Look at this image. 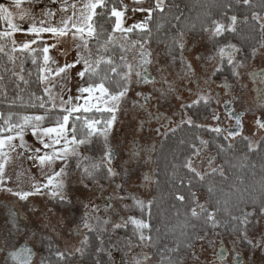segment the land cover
Here are the masks:
<instances>
[{"label": "snow or ice", "instance_id": "obj_1", "mask_svg": "<svg viewBox=\"0 0 264 264\" xmlns=\"http://www.w3.org/2000/svg\"><path fill=\"white\" fill-rule=\"evenodd\" d=\"M27 2L31 4L33 0H10L6 6L0 3V21L7 22V28L0 31V56L7 57L8 63L12 65L9 68L7 65L0 63V70L3 73H11V77L16 78L17 96L13 100L22 101V106L39 108L43 110V114H19L15 112H8L5 116L0 113V191L10 193L19 201H27L31 196L40 194L42 191L53 198L57 199L65 206H71L72 201L67 196L66 180L68 178V160L70 157L77 158V168L81 167V161L90 160L89 156L82 155L81 148L90 146L93 142H98L103 149V155L99 160L90 163L83 167L81 172V182L85 179H94L95 172L101 168H107L106 179L111 180L112 177L120 173L112 166L113 160L116 158V151L110 144V134L118 119V113L122 110L126 102H129V93L132 91L133 76H135V85H155L156 79L149 72V66L153 63L151 56L152 52L149 50V37L151 36L150 24L154 15L157 13H164L166 0H154V3L148 7H143L145 0H133L136 5L130 10L133 13H145L144 18L136 21L131 25L126 24V13L129 11V6L124 4L123 0H77L71 2L70 0H60V8L58 9L60 18L58 21H53L52 17L55 15L51 8L45 9L41 14V19L37 20L32 14L30 8H23L22 5ZM53 3L56 0H52ZM78 3L81 5L78 7ZM247 3V0H245ZM14 8L15 13L10 10ZM71 12V14H69ZM255 15V14H254ZM14 16L22 22H27L26 26L14 23ZM107 17V23L111 25V30H107L103 23L99 21ZM178 20L179 17H176ZM228 23L223 20H211L210 23L203 25V31L209 37V42L217 41V38H223L226 32L235 33L237 17L229 16ZM157 29L164 26V23H157ZM195 25L186 26L187 30H191ZM133 32L147 33L148 35L142 40H133L129 42V34ZM23 33L31 35L33 39L26 40L21 44H17L13 39L14 34ZM44 34L50 36L57 41V43L49 44L43 39ZM71 37L75 44L76 57L72 62H65L62 65L58 64L56 59L50 55V51L58 47L61 38ZM94 41L95 53L93 47H90L91 42ZM173 42L180 48L181 53L185 48L184 32L179 33L178 38H173ZM35 45V47H33ZM119 47L121 53H126L132 49H136L137 55L134 57V62H129L127 56L122 54L119 57V63L108 55ZM241 49L228 41L223 44H217L214 52L207 57L209 61L217 59L219 63L213 70V77L223 71L225 62L228 66L233 67V75L238 73L235 71L234 61L236 54ZM19 53L20 55H16ZM27 53V57L24 54ZM60 55H67V50L60 53ZM31 58L32 64L36 67L37 82L42 86V95L36 93L30 94V102H23L19 92L20 83L29 84V80L24 76V63L27 58ZM200 59L199 56L196 57ZM185 57L181 55V62H184ZM17 61H19L20 71H15ZM75 69V75L79 78V84L76 88L77 94L75 96L69 95L64 99L62 92L68 80H70L71 72ZM192 72L191 64L187 65L186 75ZM32 75L31 72L28 73ZM9 77V79H11ZM59 77L64 81L60 85L61 92L54 93L50 85H54L55 78ZM4 75L0 74V94L7 96L5 91L6 85L3 83ZM167 84V81H164ZM217 87L225 89V95L230 96L231 85L224 80ZM160 93L161 97H166L168 93H174L175 88L168 84L167 91L162 89H153ZM191 93V90H188ZM137 99L132 100V106L145 111L148 115L147 122L150 123L153 119L159 122L162 119L171 123V119L164 113L148 112V105L153 99L152 93L144 91H136ZM46 97V98H45ZM176 99L181 101V109L178 110L177 115H181L179 124L175 127L167 128L162 134L167 135L169 132L176 133L182 126L187 125L189 128H206L210 133H215L217 136L222 133H227L224 136L226 141L235 139L237 136H242L244 112L236 113L235 105L230 98L222 105L226 110V114L231 119L235 120L232 127L224 128L220 125L221 119L218 113L212 117L215 122L212 125L194 124L192 117L188 114L189 111L197 108L201 103L207 105L210 102V97L203 93H197L196 99L190 102H184L182 97L176 96ZM238 99V98H237ZM264 102V98H262ZM232 105L231 110L228 106ZM234 113H236L234 115ZM145 120L139 121V129L142 130ZM254 124L257 129L264 130V118L256 117ZM160 133V128L155 129ZM30 132L32 136L36 137L40 147H33L26 140V133ZM248 139L247 136H243ZM198 143H190L188 145L190 154L184 157L182 167L191 173L198 180L203 181L207 173H201L197 170L195 160L201 154V147L207 149L209 141L199 136L196 137ZM184 141L181 140V144ZM134 156H138L140 152V145L137 141L132 144ZM216 147L221 151H225V146L216 144ZM228 148L233 147L231 143L227 144ZM155 146L148 148L147 151H154ZM249 150H253L251 145ZM12 153H15V159L18 161L30 160L35 164L41 175L44 178L43 183L37 181L25 190L23 188L5 187L8 180L11 178L6 175V167L13 160ZM215 157L210 156L208 163L211 166L214 163ZM148 162L151 161L149 156ZM60 163L58 170L54 167ZM181 165H173L174 169H178ZM47 169V171H45ZM215 172L216 169L212 168ZM128 175L125 170V176ZM171 177L174 179L176 172H172ZM19 176V174H18ZM152 180L150 173H143L144 184ZM188 186L191 187V179H188ZM94 183L98 182L94 180ZM180 183H184L182 179ZM87 187V185H84ZM121 184L116 185V189H120ZM99 190V186L97 187ZM207 191L211 194L214 189L209 185ZM193 206L189 209L193 217H198L203 213H207V220L213 228L218 226L216 221V212L218 209L209 210L204 203H200L195 193ZM119 199H131V205H124L126 210H138L140 215H129L125 219L121 217L120 223H115L113 229L128 228L131 226L132 236L138 237L140 244L144 242H151L152 236V207L155 198H140L136 195L130 197H118ZM175 199L184 202L185 196L177 192ZM219 203V201L217 202ZM227 203V202H225ZM85 205V214L82 218V227L88 231L93 230L91 220L99 221L100 217L93 216L92 213L97 211L96 208L87 210ZM262 216H264V208L261 209ZM255 215V212H244L240 217H232L233 220H239L245 226L241 232L244 238L243 242L248 243L252 247H259L260 240L253 242L248 239L247 225L251 223L249 217ZM8 223L11 225L7 229L9 237H19L23 235V229L20 227L18 214L12 210L8 212ZM104 224H108L109 220H104ZM259 221H257V224ZM76 235L80 234V226L73 229ZM129 246L134 247L131 239L128 240ZM7 243V240H5ZM89 244V236L84 234L83 239L79 241V246H74L70 250H61L58 247H53V242L48 241L47 252L49 256L41 257L40 264H79L76 260L77 255L83 257L85 250ZM98 251H100L98 249ZM4 252V264H32L33 250L28 245L27 241L17 246H12L7 249H0ZM52 257L55 258L54 262ZM143 260L149 259L147 253H141ZM219 259H225L218 254ZM135 264H141V260H136ZM235 264V257H234Z\"/></svg>", "mask_w": 264, "mask_h": 264}, {"label": "rangeland", "instance_id": "obj_2", "mask_svg": "<svg viewBox=\"0 0 264 264\" xmlns=\"http://www.w3.org/2000/svg\"><path fill=\"white\" fill-rule=\"evenodd\" d=\"M151 4V0H149L147 2V6ZM144 15L146 14L136 13L134 14V17L126 19V24L131 25L136 21H140L144 18ZM246 19L247 18H242L238 20V22H244ZM251 19L260 24V32H263L264 35V14L262 15V17L253 14L251 15ZM130 41H133V38L129 36V42ZM231 42L235 44L233 41ZM60 43L62 47L61 50H59V54L57 55V57H55L56 55L54 54V52L51 53V51L50 55H52L60 65L65 62H72L76 57V41H74L70 37L69 39ZM184 43L185 48L182 53L180 50L178 55H175L170 51H165L164 46L148 45L149 50L152 52L151 59L153 61V63L149 66V72L156 79L155 85L137 86L135 85V76H133L132 91L129 93L128 98L129 102H126L122 110L118 113L117 122L114 125L109 138L111 146L116 151H118L119 154L116 166L120 170L119 172L121 175L112 177L111 180L106 179L105 182L97 181L98 185L97 183H94V179H90L89 183V179H85L83 182H81V172L83 171V167L87 166L90 163L97 162L100 156L103 155L102 147L98 142L94 141L92 145L84 146L81 148L82 155L89 156L91 159L81 161L80 168H77L76 157H70L67 162L69 175L66 180V188L67 196L72 201L71 206H65L61 204L57 199L51 198L45 191H42L40 194L31 196L27 201H19L10 193L0 191V215L2 216L3 214H5L4 210L6 211V214H8V209L11 208L18 214L19 220L24 223L26 227L25 237H27L28 242L30 243L32 248L36 250V256L32 261V264H40L41 257L49 256V254L45 252L46 250L44 251V253L39 250V248L43 249V245H41L44 242L43 240L53 241V247H58L61 250H70L74 246H79V241L83 239L84 234H94L99 240L98 249L100 251H98L97 249V252L91 264H135L136 260H141V264H150L152 262L151 259L143 260V258L141 257V253H149L154 255L155 253L152 247L147 245L146 242L140 244L138 238L131 241L132 244L136 246L130 247L128 242L129 239H126L125 237L120 235L121 232L119 231L123 228L115 230L113 229V225L116 223V219L115 217H112L111 214H106L107 209L105 208V202L102 197L104 195H108L110 197V204H112V206L114 207L116 206V203L121 202V199H119L118 197H130L131 195H139L140 198L151 199L153 195L152 182L146 183V185L143 186L144 192L141 193L139 190L142 187V183L140 182L139 176L137 174H130L128 172L129 167H132L131 165H133V162L131 160V152L133 149L132 144L135 140L140 142L141 147H143L144 145L150 146L151 143H154V145H156L157 140L162 136V133L167 128L162 129L160 135L156 136L157 133L155 131V128L157 127V124L152 123V125H149L147 122V113L138 108H134L131 101L137 99V97L135 96L136 91H144L152 93L153 95V99L148 105V112L154 113L155 107L158 108L157 112H169L172 109H179L180 111H183L181 109V101L176 99V96L179 95L180 97H182L184 102H190L194 98L188 97V95L181 90V87L188 84V88H192L193 77L198 80L199 87L209 84V80L211 79L213 70L216 68L214 61H209L207 59V57L212 54L210 50L211 42H209V37L205 34V32L196 39H191L184 35ZM90 47H93V53H95V47L92 45H90ZM65 50H67V55H60V53ZM261 52H264V47L260 51L255 50L252 54L253 56L251 62L246 61L245 66H248L250 64L252 65L255 62H257L258 66H261L263 64V60L259 58L262 56ZM122 54L127 56L129 62H134V57L137 55L136 49H132L126 53H121L118 46L113 52L108 53V55L113 56L117 63L120 62L119 57ZM181 55L185 57L184 62H181ZM197 56H199L200 59H197ZM188 64H191L192 72L186 75ZM245 70H239V73L244 74ZM15 71H20L19 61H17ZM75 71V69L72 70V78L67 81L66 86L63 89L62 95L64 99H67L69 95L75 96L77 94L76 88L79 84V78L76 77ZM165 80L167 81V84L164 82ZM55 81L56 82L54 83V85H50V87H52V91L54 93L61 92L60 85L64 83V81L59 77L55 78ZM168 84H171L175 88V92L168 93L166 97H161L159 92L153 91V89H162L167 91ZM212 117L213 116H208L207 118L203 119L200 124H214V122L212 121ZM141 120H145L146 122L143 129L138 130L139 121ZM175 126L176 124L171 127ZM261 134L262 132H259L257 135H252V133L250 132L247 135V137L251 140L250 144L252 149H256V145ZM25 138L29 144L33 145V147H40L43 150L42 145L38 144L36 137L32 136L30 132L26 133ZM200 147L202 151L200 156L196 158L194 165L197 170L201 173L208 174L212 172V168H215L216 172L222 174V168L218 164L215 152L211 151L209 147H207L206 150H204L202 145H200ZM15 155V153H12L13 160L6 167V175L11 179L8 180V183L5 185V187H12L14 189L23 188L27 190L32 183H35L37 181L41 183L45 182L38 167L33 164L32 161H18L15 159ZM210 156L215 157L214 163L211 166H209L208 163ZM136 162L138 161H135L134 163ZM152 163L153 162L151 161L148 162L147 160H144V162H141V165L142 167L150 168L152 170V167L154 166L152 165ZM54 167L56 168V170H58L60 167V163L58 162ZM98 170H100V168ZM125 170H127L128 172L127 176H125ZM45 171H47V169ZM120 179L122 180V183H120ZM85 184L87 185V187L84 186ZM117 184H121L122 187L120 189H116ZM98 186V191L101 192V195H99V193L94 190ZM195 195L198 197L199 202L204 203L206 207V195L201 191L196 192ZM122 201L123 204L126 203L127 205H131L130 202H125V199H123ZM85 205L88 206V211L96 208L97 211L93 212L92 215L100 217L99 221H96L94 219L90 221V223L93 225L92 231H88L87 229H84L82 227V218L84 217L86 211ZM6 208L8 209L6 210ZM244 212L253 211L245 210ZM244 212H242L237 217L242 216ZM127 213L128 210L125 209L124 214L126 215ZM1 216L0 244L3 247H6L8 246V240L10 239L5 238L7 237L6 225H8V223L6 222V219ZM104 220H109V223L104 224ZM77 226H80L79 235H76L73 232L74 227L76 228ZM215 228L211 227L212 230L198 235L192 241H190L187 246L189 247L187 251L188 257L187 260H185V263L183 262L184 264H195V262H197L198 264H203V261L209 259L208 254L213 252L217 241L220 238L219 236H223L221 235V233L214 232V230H216ZM257 234L258 229L253 232L251 237H256ZM5 239H7V243H5ZM17 243L18 240L15 242V244ZM9 244L12 245L11 243ZM45 247L47 249V245ZM166 253H175L176 257L179 256L178 250H176V248H168L166 250ZM76 260L79 261V264H90L84 262L83 257H80L79 255H77ZM0 264H4L2 257H0Z\"/></svg>", "mask_w": 264, "mask_h": 264}, {"label": "trees", "instance_id": "obj_3", "mask_svg": "<svg viewBox=\"0 0 264 264\" xmlns=\"http://www.w3.org/2000/svg\"><path fill=\"white\" fill-rule=\"evenodd\" d=\"M249 3V4H247ZM167 0L164 13L154 15L150 24L151 36L149 37L152 46H164L165 51L178 54L180 48L173 42V38H178L181 31L191 39L200 37L203 25L211 20H223L228 23L229 16L237 17L235 33L226 32L223 38H217L212 42V46L222 41H233L242 51L251 52L258 48L261 40L260 24L251 19L255 14L262 17L264 14V0ZM176 17H179L177 20ZM242 18H247L244 22H238ZM107 17L100 20L107 30H111V25L106 22ZM164 23V26L157 29V23ZM195 25L190 31L186 26ZM147 33L133 32L129 34L133 40H142ZM94 41L90 45L94 46ZM27 57V54H24ZM0 63L12 67L8 63L7 57L0 56ZM32 75L29 76L28 73ZM3 83L6 85L7 96L0 94V113L5 116L8 112L23 114H43L39 108L22 106L21 100H13L17 96L16 78L11 77V73H3ZM24 76L29 80V84L20 83L19 92L23 102H30V94L42 95V86L37 82L36 67L32 64L31 58H27L24 63ZM231 75V74H230ZM11 77V79H9ZM214 105L201 103L197 108L189 111L194 124L207 118L213 110ZM2 123V121H0ZM205 137L209 141V149L216 153L217 161L222 168V174L210 172L205 175L204 180H198L191 173L182 167L184 157L190 154L188 145L198 143L196 137ZM181 140L184 141L181 144ZM225 146V151L221 152L216 144ZM227 142L221 137L206 131L202 128L187 125L182 126L176 133L169 132L164 136L156 148L153 159L154 167V198L152 207V240L151 243L167 248L184 250L190 241L196 236L212 230L211 224L207 220V213L198 217H193L189 209L193 206V195L198 191L203 192L207 199L209 210L218 209L216 212L217 230L224 235L234 237L241 236L243 225L232 217L239 216L245 210L260 212L264 208V136L260 139L256 149L249 150V142L243 139L233 143V147L228 148ZM181 165L174 169L173 165ZM176 172L173 179L172 172ZM107 168L102 167L95 173L94 180L105 182ZM184 183H180L181 180ZM188 179H191V187L188 186ZM213 186V193H209L207 188ZM180 192L185 196L184 202L175 199V193ZM219 201V203H217ZM227 202V203H225ZM132 237V234H128ZM89 244L85 250L83 260L92 263L98 249L99 240L94 234H89ZM43 250H46L47 240H43ZM48 253V252H47ZM49 254V253H48ZM53 258V259H52ZM54 262V257H52ZM161 264H177L175 260L164 261Z\"/></svg>", "mask_w": 264, "mask_h": 264}, {"label": "flooded vegetation", "instance_id": "obj_4", "mask_svg": "<svg viewBox=\"0 0 264 264\" xmlns=\"http://www.w3.org/2000/svg\"><path fill=\"white\" fill-rule=\"evenodd\" d=\"M261 33H262L261 34V40H260L261 45L258 48L254 49L253 51L245 52V51H242V49L238 46L241 49V51L236 54L235 61H234V66L239 65L238 67H235V71L237 70L238 75H236V76L233 75V67L228 66L227 63L225 62L224 67H223V71L217 73L214 77H213V75H211V79L209 80L210 82L208 81L209 84H207L206 86H200L199 87L198 80L195 77H193L192 88H188V86H187L188 84L186 86L181 87V90L184 93H186L188 95V97H190V98L193 97L194 99H196L197 93H203L205 96H209L210 97L209 103H212L214 105L212 113L209 115V117L213 116L215 113H218L221 117L219 123L224 128L232 127L235 123V120L228 117L226 114L225 108L222 107V105L224 104V102L226 100H229L230 98L232 99V101L235 105L236 113H241V112L245 113L242 117V121H243L242 136H237L235 139H231V140L226 141L224 139V136H226L227 133H222L219 136H217L215 133H212L217 137H221L228 144L229 143L233 144L237 140L243 139V140H246L249 142V147H250V145H251L250 141L251 140L249 138L244 139L243 136H247L250 132L252 133V135H257L259 132H262L261 136L259 137L258 142L264 136V130L257 129L255 124H254V120L256 119V117L259 116L261 118H264V102H262V98H264V52H261L262 56L259 57L263 60V64L261 66H258L257 62L253 63L252 65L250 64L248 66H245L246 61L251 62V59L253 56L252 54L254 53V51L255 50L260 51L264 47V35H263V32H261ZM228 41L229 40L222 41L218 44H223V43H226ZM216 45L212 46V42H211L210 50L212 53L214 52ZM175 55H178V54H175ZM213 61L217 67V65L219 63L218 58L214 59ZM242 63H243V65H242ZM242 68L244 70L246 68V70L244 71L245 72L244 74L239 73V70L243 71ZM224 80H226L231 85L230 96L225 95V89L224 88L217 87V85L221 84ZM188 90H191V93ZM231 107H232V105L230 104L228 106V110H231ZM157 110H158V108L155 107L153 114L158 113ZM178 110L179 109H175V110L172 109L169 112H166V111L165 112H163V111L159 112V113H164L167 117H169L171 119V123H169L165 119H162L158 124L157 121L155 119H153L148 124L149 125H152V123L157 124V127L155 129L160 128V132L162 129L174 126V124L177 125V124H179V121L182 118L181 115L176 114ZM236 113H234V115ZM201 121L202 120H200L196 124H200ZM212 121H213V119H212ZM202 129L206 130V128H202ZM159 135H160V133H157L156 136H159ZM164 136L165 135L162 134V136L157 140L156 145H154V143H151L150 146L144 145L143 147H141L140 142L137 141L140 145V152H139L138 156L133 155V152L135 150L132 149L131 160L133 162L132 163L133 165H131L132 167H129L128 172L130 174H137L139 176L140 182L142 184H144L143 173L147 172V173H150L152 176V180L147 182V183L152 182V187L154 185V180H155L154 176L155 175H154L153 167H152V170L150 168L142 167L141 162L142 161L144 162V160L146 161L149 156L151 157V162H153L155 152H156V148L158 147L159 142L161 141V139ZM201 138L206 139L205 137H201ZM258 142H257V144H258ZM153 145L155 146V150L150 151V152L147 151V149L151 148ZM256 147H257V145H256ZM118 155H119L118 151H116V158L113 160L112 166L114 168H116L117 171L119 172L120 170L116 166ZM215 156H216V153H215ZM216 159H217V157H216ZM135 161H138V162L134 163ZM152 165H153V163H152ZM122 171H123V169H122ZM119 175H121V174H119ZM120 181H121L120 183H122L121 179H120ZM89 182H90V179L88 180V183ZM94 190L96 192H98L99 195H101V192L98 191L97 188H95ZM139 191L141 193L144 192L143 186L141 187V189ZM152 193H153V195L151 198H154L153 188H152ZM138 197H140V196L138 195ZM102 199L104 200L105 208L107 209L106 214H108V215L111 214L112 217H115L116 223L121 222V219H120L121 217H124L126 219L127 216H129V215H134V216L140 215L138 210H128V213L125 215L124 214V210H125L124 205L126 203L123 204L122 200H120L121 202L116 203V206L114 207V206H112V204H110V197L108 195H104L102 197ZM129 199H125V202L127 201V202H130L132 204V200L131 199L129 200ZM7 209L8 208H6V210ZM8 210H12V209L9 208ZM253 212H255V211H253ZM4 213L5 214H3L2 216H3V218L6 219V222L8 223L9 216H8V214H6L5 210H4ZM260 213H261V211L258 213L255 212V215L249 217V220L251 221V223H249L247 225L248 239H251L253 242L260 240V246L259 247H252L248 243L243 242L244 238L242 236L234 237L231 235H224L220 230H217L216 229L217 227H216L215 228L216 230H214V232L221 233V235H223V236H219L220 238L218 239L217 244H216L213 252L208 254L209 259L203 261V264H234V257H235V264H264V216H262ZM257 221H259L258 224H257ZM9 227H11V225L8 223V225H6V229H8ZM20 227L23 229V235H20L19 237H13L12 238L6 234L7 237H5V238H8V239L10 238L8 240V242L11 244H15V242L18 240V243L16 244L17 246H19L20 244H23L25 241H27L28 245L32 248V246L28 242L27 237H25L26 236V227L22 221H20ZM244 228H245V226L243 225L242 231L244 230ZM74 229H75V227H74ZM257 229H258L257 236L251 237L253 232ZM119 232H121L120 235H122L126 239H131V241L136 240L138 238V237H133V236L129 237L128 234L132 233L131 226H129L128 228H123ZM5 240H7V239H5ZM9 243L7 244L8 246H6V247H3L0 244V249H7L8 247L12 246ZM146 243H147V245H149L150 247H152L154 249V253H155L154 255L147 253V255L149 256V259L152 260V262L150 264H161V262H164V261L167 262L170 260H175L177 262V264H184L185 260H187V257H188L187 251H188L189 247H186L184 250H178L179 256L176 257L175 253H172V254L166 253V250L168 248L165 246H159L158 247V246H155L153 243L147 242V241H146ZM53 246H54V242H53ZM169 249H171V248H169ZM32 250L34 253V255H33V260H34L35 256H36V250H34L33 248H32ZM39 250H41L42 253H44V251H45V250L40 249V248H39ZM218 254L221 257L224 256L225 259H223V260L219 259ZM4 255H5L4 252H0V257H2L3 263H4ZM159 258H163V259H159ZM195 264H198V263L195 262Z\"/></svg>", "mask_w": 264, "mask_h": 264}, {"label": "crops", "instance_id": "obj_5", "mask_svg": "<svg viewBox=\"0 0 264 264\" xmlns=\"http://www.w3.org/2000/svg\"><path fill=\"white\" fill-rule=\"evenodd\" d=\"M149 0H145L144 4L142 5L143 7H148L147 6V2ZM71 2H77V0H70ZM124 4H127L129 6V11L126 13L127 18H132L134 17V14L131 12V8L135 7L136 5L133 4V0H123ZM2 3V2H0ZM10 3V0H8V2L4 3L6 6ZM151 3H154V0H151ZM81 5L78 3V7H80ZM23 8H30L32 14L35 16V18L37 20L41 19V14L45 9L51 8L53 10V12L55 13V15L52 17L53 21H58L60 18L59 15V11L58 9L60 8V0H56L55 3L52 2V0H33V2L31 4L25 2L22 5ZM12 10L14 13L17 11L14 8L10 9ZM69 14H71V12H69ZM14 23H19L22 24V26H26L27 22H22L18 19V16H14ZM7 28V22L6 21H0V31H3ZM70 37L67 38H61L59 43H58V47L56 49L51 50V53L54 52V54L56 55L55 57H57V55L59 54V50H61V43L62 41H65L67 39H69ZM13 39L16 40L17 44H21L26 40H31L33 39V37L31 35H25L23 33H16L13 36ZM43 39L45 41H47L49 44H53V43H57V41L55 39H53L50 34H44ZM35 47V45L33 46ZM19 54V53H17ZM16 54V55H17ZM27 54V53H25Z\"/></svg>", "mask_w": 264, "mask_h": 264}, {"label": "built area", "instance_id": "obj_6", "mask_svg": "<svg viewBox=\"0 0 264 264\" xmlns=\"http://www.w3.org/2000/svg\"><path fill=\"white\" fill-rule=\"evenodd\" d=\"M0 2L6 3V2H8V0H0Z\"/></svg>", "mask_w": 264, "mask_h": 264}, {"label": "water", "instance_id": "obj_7", "mask_svg": "<svg viewBox=\"0 0 264 264\" xmlns=\"http://www.w3.org/2000/svg\"><path fill=\"white\" fill-rule=\"evenodd\" d=\"M224 257V256H223ZM222 260V259H221Z\"/></svg>", "mask_w": 264, "mask_h": 264}]
</instances>
